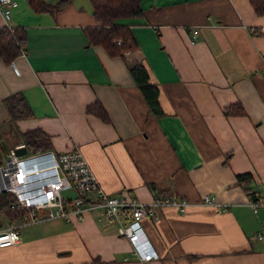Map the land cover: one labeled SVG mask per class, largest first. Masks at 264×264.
<instances>
[{
    "label": "crops",
    "instance_id": "0c3cea01",
    "mask_svg": "<svg viewBox=\"0 0 264 264\" xmlns=\"http://www.w3.org/2000/svg\"><path fill=\"white\" fill-rule=\"evenodd\" d=\"M14 1L9 24L23 28L26 45L13 60L19 74L0 59V150L38 128L51 150L78 148L110 195L126 192L149 204L173 194L190 202L185 213L141 221L158 254L147 264H264V210L252 212L236 181L250 174L248 188L264 191V16L249 0H140L142 15L128 22L137 50L122 58L88 44L89 0L41 12ZM132 61L157 87L161 115L136 87ZM15 92L32 116L13 122L3 99ZM93 104L107 121L87 111ZM232 105L243 114L227 112ZM205 195L230 203L228 210L200 206ZM20 234L17 245L0 248V264H145L97 210Z\"/></svg>",
    "mask_w": 264,
    "mask_h": 264
},
{
    "label": "built area",
    "instance_id": "2783aa9c",
    "mask_svg": "<svg viewBox=\"0 0 264 264\" xmlns=\"http://www.w3.org/2000/svg\"><path fill=\"white\" fill-rule=\"evenodd\" d=\"M15 6L14 0H0V14L4 26L10 30L14 28L9 21ZM197 34V30L192 31L190 43H195ZM10 66L19 74L13 61ZM1 142L0 137V147ZM19 148H24L25 153L16 155L15 150ZM0 193L10 195L9 205L3 210L21 211L15 219L6 215V222L0 219V248L17 245L23 227L56 219L82 220L86 213L97 210L104 221L114 225L117 234L129 242L133 255L145 264L158 259V254L151 247L141 221L145 218L156 220L160 212L182 214L192 205L173 194L155 196L149 204L139 202L126 192L110 195L101 187L78 148L32 153L23 142L4 150L0 162ZM66 193L71 195L66 196ZM246 204L255 214L264 210V191L248 197ZM199 205L211 207L218 214L226 212L230 203L205 195Z\"/></svg>",
    "mask_w": 264,
    "mask_h": 264
},
{
    "label": "trees",
    "instance_id": "16d2710c",
    "mask_svg": "<svg viewBox=\"0 0 264 264\" xmlns=\"http://www.w3.org/2000/svg\"><path fill=\"white\" fill-rule=\"evenodd\" d=\"M92 6V19L94 25L85 28V36L89 45L101 46L111 57H124L126 52H135L137 43L133 38L128 22L142 15L140 0H89ZM31 8L37 12L58 11L64 8L69 0H60L56 5H49L43 0H28ZM255 14L264 16V0H249ZM26 36L23 28L14 26L12 30L0 27V59L10 63L25 50ZM128 71L141 92L150 112L156 116L161 115L158 103V89L150 82L147 69L139 62L128 63ZM11 121L26 119L32 116L31 109L21 92H15L3 99ZM227 112L243 114L239 105H232ZM87 111L107 121V115L99 104L88 106ZM22 141L32 153L51 149L48 135L41 129H31L21 133ZM3 159L0 150V162ZM248 197L258 192L252 191L248 186L252 183L250 174L236 176ZM10 195L0 193V215L15 219L21 211L3 210L8 207Z\"/></svg>",
    "mask_w": 264,
    "mask_h": 264
},
{
    "label": "water",
    "instance_id": "95a60500",
    "mask_svg": "<svg viewBox=\"0 0 264 264\" xmlns=\"http://www.w3.org/2000/svg\"><path fill=\"white\" fill-rule=\"evenodd\" d=\"M25 153V149L24 148H19L15 150V154L16 155H22Z\"/></svg>",
    "mask_w": 264,
    "mask_h": 264
},
{
    "label": "rangeland",
    "instance_id": "374dc122",
    "mask_svg": "<svg viewBox=\"0 0 264 264\" xmlns=\"http://www.w3.org/2000/svg\"><path fill=\"white\" fill-rule=\"evenodd\" d=\"M54 151V150H53ZM2 155L4 156V152H2Z\"/></svg>",
    "mask_w": 264,
    "mask_h": 264
}]
</instances>
